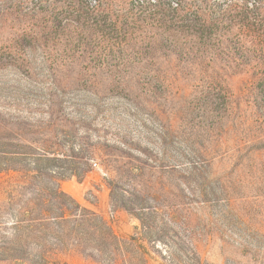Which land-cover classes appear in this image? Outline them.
<instances>
[{"label": "rangeland", "instance_id": "1", "mask_svg": "<svg viewBox=\"0 0 264 264\" xmlns=\"http://www.w3.org/2000/svg\"><path fill=\"white\" fill-rule=\"evenodd\" d=\"M0 139L120 238L166 212L148 264H264V0H0Z\"/></svg>", "mask_w": 264, "mask_h": 264}, {"label": "trees", "instance_id": "2", "mask_svg": "<svg viewBox=\"0 0 264 264\" xmlns=\"http://www.w3.org/2000/svg\"><path fill=\"white\" fill-rule=\"evenodd\" d=\"M8 146L7 140L0 139V175L14 172L20 179L14 180V186L9 183L6 202L0 204V214L9 220L7 231L0 236V262L56 264V254L75 252L99 264H148L149 250L155 251L158 243L166 245L163 236L168 227L161 219L166 212L159 214L153 207L141 213L135 205H124L140 226L128 238H120L101 215L82 207L61 189L55 176L56 158L48 156L49 150L25 163V154L17 156ZM174 214L167 213L172 225ZM193 240L190 233L185 264H206ZM168 263L180 264L173 254Z\"/></svg>", "mask_w": 264, "mask_h": 264}, {"label": "crops", "instance_id": "3", "mask_svg": "<svg viewBox=\"0 0 264 264\" xmlns=\"http://www.w3.org/2000/svg\"><path fill=\"white\" fill-rule=\"evenodd\" d=\"M74 198L79 202V203H81V199H82V195H80V194H75L74 195Z\"/></svg>", "mask_w": 264, "mask_h": 264}]
</instances>
